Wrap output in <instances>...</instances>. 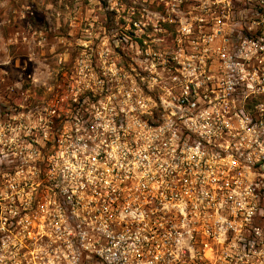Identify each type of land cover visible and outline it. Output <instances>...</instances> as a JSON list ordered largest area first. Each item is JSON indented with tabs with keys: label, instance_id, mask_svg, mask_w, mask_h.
<instances>
[{
	"label": "built area",
	"instance_id": "1",
	"mask_svg": "<svg viewBox=\"0 0 264 264\" xmlns=\"http://www.w3.org/2000/svg\"><path fill=\"white\" fill-rule=\"evenodd\" d=\"M164 6L192 49L92 70L9 139L0 264H264V0Z\"/></svg>",
	"mask_w": 264,
	"mask_h": 264
},
{
	"label": "rangeland",
	"instance_id": "2",
	"mask_svg": "<svg viewBox=\"0 0 264 264\" xmlns=\"http://www.w3.org/2000/svg\"><path fill=\"white\" fill-rule=\"evenodd\" d=\"M178 1L0 0V178L15 158L9 139L36 132L48 111L65 110L93 81L92 70L133 67L141 54L192 49L175 40L183 39L179 25L164 24L172 15L164 4Z\"/></svg>",
	"mask_w": 264,
	"mask_h": 264
},
{
	"label": "trees",
	"instance_id": "3",
	"mask_svg": "<svg viewBox=\"0 0 264 264\" xmlns=\"http://www.w3.org/2000/svg\"><path fill=\"white\" fill-rule=\"evenodd\" d=\"M169 28V27H168ZM170 30V29H169Z\"/></svg>",
	"mask_w": 264,
	"mask_h": 264
}]
</instances>
